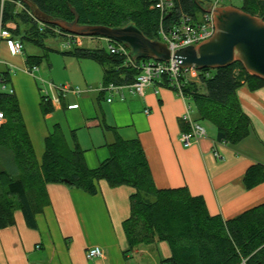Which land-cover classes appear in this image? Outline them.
I'll use <instances>...</instances> for the list:
<instances>
[{
  "label": "trees",
  "instance_id": "1",
  "mask_svg": "<svg viewBox=\"0 0 264 264\" xmlns=\"http://www.w3.org/2000/svg\"><path fill=\"white\" fill-rule=\"evenodd\" d=\"M211 3V0H198ZM243 12L264 21V0H241ZM156 0H5L0 8L2 24L12 22V36L23 45L44 48L49 38H64V31L50 24L53 19L71 22L78 16L79 25L123 27L135 25L144 36L159 39L160 12ZM163 27L176 22L181 15L196 21L200 12L193 0H172ZM59 30L60 32H56ZM74 36V35H73ZM87 58L102 68L103 85H130L139 73L138 61L128 65L122 56L107 49H74L66 53ZM27 67L39 65V58L26 56ZM9 83L8 68L0 71ZM162 85L172 89L167 79ZM243 86L251 91L264 87V81L249 75L238 62L217 69L198 72L196 80L182 77L180 83L195 121L212 124L216 141L237 145L249 137L252 125L242 111L237 91ZM40 111H52L49 99L40 95ZM0 230L15 225L14 213L20 211L29 229H36V216L49 205L48 184H61L87 195H96L98 183L110 187L127 186L130 216L123 223L128 242L126 254L139 246L165 242L171 255L160 264H264V203L233 219L211 216L202 197L192 196L185 187H155L145 152L137 139L126 140L113 128L114 139L106 144L108 157L95 168H89L84 151L68 140L56 125L43 140V155L38 163L30 142L15 94L0 92ZM264 181V168L250 167L244 176L246 189ZM124 253V254H125Z\"/></svg>",
  "mask_w": 264,
  "mask_h": 264
},
{
  "label": "crops",
  "instance_id": "2",
  "mask_svg": "<svg viewBox=\"0 0 264 264\" xmlns=\"http://www.w3.org/2000/svg\"><path fill=\"white\" fill-rule=\"evenodd\" d=\"M20 62L23 67L18 72L9 70L7 86L14 90L38 163L43 140L57 125L68 140L74 132L86 165L97 167L108 157L106 144L114 139L113 132L104 129L107 126L123 139L139 140L156 188H187L192 196L203 198L211 216L230 220L264 203V181L252 189H246L243 182L250 167L264 168V87L251 91L243 86L237 91L252 125L248 138L237 145L217 142L215 127L211 124L207 129L198 123L206 136L184 148L179 139L186 130L181 121L186 102L163 82L145 88L143 96L125 91L121 100L115 94L111 102H107L108 92L96 90L101 83L92 88L87 81L71 82L80 85L69 86L78 92L54 93L52 111L43 115L39 107L42 85L36 72L26 71L25 59ZM97 189L90 196L65 185L48 184L49 205L36 216V229H29L22 213L16 211L15 225L0 230V264H130V260L142 264L144 258L158 264L157 257H170L165 242L142 245L126 254L123 223L130 216L134 190L112 188L105 181ZM93 247H99L103 257L88 259L86 251Z\"/></svg>",
  "mask_w": 264,
  "mask_h": 264
},
{
  "label": "water",
  "instance_id": "3",
  "mask_svg": "<svg viewBox=\"0 0 264 264\" xmlns=\"http://www.w3.org/2000/svg\"><path fill=\"white\" fill-rule=\"evenodd\" d=\"M200 12L212 14L215 30L213 35L197 46H186L171 52L158 39H150L133 24L123 27L102 25H79L78 16L71 22L53 19L50 24L65 34L78 37H99L125 45L132 60H175L181 69L217 70L235 62L242 65L246 73L264 81V21L233 6L193 0Z\"/></svg>",
  "mask_w": 264,
  "mask_h": 264
},
{
  "label": "built area",
  "instance_id": "4",
  "mask_svg": "<svg viewBox=\"0 0 264 264\" xmlns=\"http://www.w3.org/2000/svg\"><path fill=\"white\" fill-rule=\"evenodd\" d=\"M5 0H0V8L2 9L3 2ZM226 0H211L212 8L222 5ZM241 1V0H240ZM172 7V0H156L154 8L160 12V24L158 30L159 41L165 43L171 52L186 46H197L200 43L209 39L215 30L213 16L212 14H202L198 17L196 21L192 18L181 15L178 20L167 27H163L164 17L169 15L170 8ZM15 28V24L10 25V23L2 24L0 19V45L5 42L6 47L12 56H19L23 54V45L15 37L12 36L11 30ZM60 32L59 30H55ZM68 47L76 45L77 47L81 44V39L78 36H73L71 34H65ZM107 50L111 55L122 56L126 59V63L134 65L133 60L129 57V49L120 43L114 41L106 40ZM1 67V61H0ZM9 67V66H8ZM137 67L139 68V73L135 77L134 81L130 85H114L100 84L96 89L100 93L108 92L109 98L107 102L112 101V97L118 94L121 100L124 99L123 92L128 91L130 94L136 96H143L145 88L160 82L163 79L169 81V85L176 94L186 102L185 113L182 115L181 121L185 124L186 130L180 135V143L184 148L190 147L193 144L199 142L202 138L206 136V132L202 126H200L193 117V110L191 105L188 103L183 91L181 90L180 83L182 77L188 80H196L198 77V72L194 69H181L178 63L170 59L168 62H159L154 60H139ZM8 70H10L8 68ZM38 70V67L32 66L27 67L26 71L33 74ZM1 71V68H0ZM42 88L40 89V94L45 98L51 100L54 93L64 94L68 92H78V90H73L69 86H54L51 82H46L43 79H38ZM0 92H6L8 94H14V90L7 86V83L2 80L0 76ZM51 93V96L50 94ZM148 114V111H145ZM4 121L3 113L0 111V123ZM226 144L225 142H222ZM215 155H218L217 153ZM103 251L99 247L89 248L86 251V257L88 259L101 258L103 257Z\"/></svg>",
  "mask_w": 264,
  "mask_h": 264
},
{
  "label": "rangeland",
  "instance_id": "5",
  "mask_svg": "<svg viewBox=\"0 0 264 264\" xmlns=\"http://www.w3.org/2000/svg\"><path fill=\"white\" fill-rule=\"evenodd\" d=\"M222 5L233 6L239 9L242 2L240 0H226ZM9 23L10 25L14 24L12 22ZM80 39L81 44L79 47L76 45L68 47L64 38H49L45 40L44 48L25 43L23 54L18 57L10 55L5 42H2L0 46V68L1 70L5 69V65H7L10 70L13 69V73L15 74L18 72V69L23 67L20 60H24L26 56H35L39 58L38 70L36 71L38 79L51 82L57 87L64 85L76 87L80 85H75L71 82L84 83V81H87L88 85L92 88L97 87L102 82L103 77L101 66L91 59L75 58L66 53L72 52L76 48L90 50L107 49L106 40L108 39L99 37H80ZM49 94L51 96V93ZM3 122L5 120L0 124ZM197 123H200L207 129L212 126L210 123L204 121H198ZM156 260L159 264L160 258L157 257ZM130 261V264H135L134 260ZM141 263L155 264L150 258L142 259Z\"/></svg>",
  "mask_w": 264,
  "mask_h": 264
}]
</instances>
